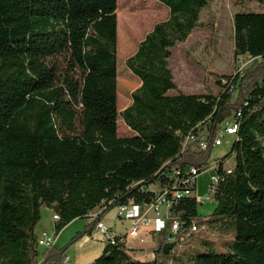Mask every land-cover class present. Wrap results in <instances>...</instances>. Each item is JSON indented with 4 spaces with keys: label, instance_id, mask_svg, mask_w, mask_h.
Instances as JSON below:
<instances>
[{
    "label": "trees",
    "instance_id": "16d2710c",
    "mask_svg": "<svg viewBox=\"0 0 264 264\" xmlns=\"http://www.w3.org/2000/svg\"><path fill=\"white\" fill-rule=\"evenodd\" d=\"M136 1L124 0L131 5L125 12L141 9ZM159 1L170 16L126 59L142 84L119 112V94L130 97L136 83L124 59L161 18L159 11L133 29L122 0H0V264H63L108 210L153 202L155 188L172 187L175 168L184 176L208 169L219 125L235 111L238 131L217 162L215 218L202 224L229 231L235 242L223 253L201 242L207 252L190 249L180 264H264V9L234 15L236 58H256L246 74L222 77L228 84L219 81L217 96L187 94L174 80L170 48L187 40L209 2ZM246 1L264 7V0ZM119 116L132 135H119ZM198 126L209 131L206 148L185 145L189 135L198 136ZM199 204L196 197L173 203L171 216L182 227L175 241L157 243L154 260L134 259L123 243H108L92 264H159V256L176 254L185 241ZM43 208L60 215L57 231L102 210L65 246L45 247L36 229Z\"/></svg>",
    "mask_w": 264,
    "mask_h": 264
},
{
    "label": "rangeland",
    "instance_id": "374dc122",
    "mask_svg": "<svg viewBox=\"0 0 264 264\" xmlns=\"http://www.w3.org/2000/svg\"><path fill=\"white\" fill-rule=\"evenodd\" d=\"M136 2L140 4L141 9L135 7L130 12H125V9L129 8L131 5L122 0V9L124 10V13L122 14L124 16H128L130 13V17L132 18L130 25H132L133 29L136 27L138 28V24L143 22L145 23L144 25H146L147 22L152 19L150 13L152 10H160L155 9L156 7L154 6L152 0H137ZM208 2L207 7H205L201 12L199 26L192 31V34L185 42H178L174 47L170 48L172 51L170 68L180 91L195 94L212 93L217 96L223 91V87L219 83L222 77L227 75H236L241 60H247L244 61L245 64L242 69L243 76L246 74V72L244 73L245 69L252 64V60H250L248 56H245L244 59L236 58L235 56L234 15L237 12L243 11H263L264 7L256 1L246 0H208ZM157 13L161 16V19L155 20L152 24L162 21L163 14H161V12ZM133 53L134 51L130 55ZM130 55L124 59L127 71L129 69L126 65V59L130 57ZM128 73L130 75L132 73L134 76H137L132 71L131 73ZM178 81L181 86L183 83V88H190L183 89L179 87ZM134 90L135 89H131L129 95L130 97L120 96L119 94V103L121 104V107L118 108L119 112L123 111L130 105L128 104L124 106L126 102L131 103V94ZM177 92L178 90H170L169 94H176ZM130 98L131 101L129 100ZM237 99V95H233L232 103H235ZM118 133L121 136L132 134L120 116L118 117ZM234 139L235 135L226 134L223 145L216 146L213 149L208 163L209 168L198 175L194 194L200 201V204L198 206V217L195 221L197 223L201 222V225L209 224V222L215 218V216H213V212L216 203L213 198H210V184L213 182L216 170L212 168L220 158L225 156L230 151L231 144ZM233 164L234 157H230L226 160L224 166L230 167L233 166ZM52 215L53 211L51 209L43 208L42 218L36 229L40 230L44 228L52 231ZM87 219L88 218L86 217H81L73 220V222H70L69 224L71 225H67L63 228L61 239H58V241L56 240V243L58 242V244H60L61 240L66 238L67 234L70 233V235H68L69 241L72 236L76 234V232L84 228V222H87ZM149 219H151V217H149ZM151 220L152 223H150L148 227L151 226L155 228L153 219ZM192 235L193 236L186 237L185 241L181 243L182 245L176 248V254H179L178 258L175 253H172L169 256H159L158 263L180 264L181 260L185 258V253L190 249L196 248L197 253L207 252L200 248L202 245L201 242L217 253L230 251L235 242L234 237L229 231L218 230L216 228L209 227L208 225L201 231Z\"/></svg>",
    "mask_w": 264,
    "mask_h": 264
},
{
    "label": "crops",
    "instance_id": "0c3cea01",
    "mask_svg": "<svg viewBox=\"0 0 264 264\" xmlns=\"http://www.w3.org/2000/svg\"><path fill=\"white\" fill-rule=\"evenodd\" d=\"M152 2L154 6L156 7L155 9H160L156 11H159L161 12V14H163L162 21L167 20L170 16V8L164 3L160 2L159 0H152ZM155 24L156 23H153L151 27L145 32V34L139 39L133 54H135V52L137 51L139 43L146 37V35L149 32L153 30ZM171 56L168 59L169 64L171 62ZM128 72L131 73L130 69L128 70ZM131 75H132L133 80L136 82L135 86L132 89H136L142 84V81L138 76H134L132 73ZM178 84H179V81H178ZM179 87L183 88V83H182V86L181 84H179ZM189 88L190 87H187V88L185 87L183 89H189ZM187 94H195V93H187ZM129 100L131 101V98ZM131 103L126 102L124 106L131 104ZM129 130L132 132V134L134 133L130 128ZM95 211H99V209H96ZM141 214H145L147 217L148 216L151 217V219H153V224L155 228L150 226V227L143 228L137 234H130L129 233L130 229L135 225V222H136L135 220ZM102 220L111 227L115 235L123 239L122 243H123V246L126 252L129 255H131L134 259H137L140 261L154 260L156 258L155 248L157 246V243L164 239L170 241L169 237L170 235H172L171 233L172 232L171 231L172 220L170 218V213L168 212L166 207H162L160 209V216H158L155 210L149 208L148 206L141 205V204L128 205L126 211L122 214H120V209L117 206V207H114L108 210L106 213H104L102 216ZM90 221L91 220L88 218L87 222H84V228ZM70 225L71 224H68V226ZM84 228H82V230ZM51 229H52V221H51ZM44 230L49 231L50 229L42 228L40 230H37V232L38 234H40ZM62 231L63 229L61 230L59 237L57 238V241L58 239L59 240L61 239ZM68 235H70V233L67 234L66 238L61 240L60 244H58V242L55 243V246L63 247L67 243H69L71 239L68 241ZM106 245L107 243L103 241V236L99 233V231H97L95 227L91 234H86L82 236L79 240H77L71 246L70 251L68 253V256L70 257L69 264H92L98 257L102 255ZM181 245L182 244L179 243L177 247Z\"/></svg>",
    "mask_w": 264,
    "mask_h": 264
},
{
    "label": "built area",
    "instance_id": "2783aa9c",
    "mask_svg": "<svg viewBox=\"0 0 264 264\" xmlns=\"http://www.w3.org/2000/svg\"><path fill=\"white\" fill-rule=\"evenodd\" d=\"M245 56H248V58L252 60L251 63L256 61V58L252 57L251 55H244L242 57L240 56L239 58L244 59ZM244 61H247V60L244 59L240 61V65L238 67L237 73H241V74L243 73L242 69L244 68L243 66L245 64ZM221 84L226 85L228 84V82L226 79L222 78ZM230 89H232V87H230ZM238 115H240V112L235 111L230 118L226 119L219 125L217 136L215 139V144H214L215 147L223 145L226 134L236 135L238 128H239ZM198 127L200 129V131L198 132V136L189 135L185 140V145L196 141L198 142L199 147L206 148L208 145L209 131L204 126H198ZM232 167L233 166L225 167V168L230 172L232 170ZM212 169L216 170V175L214 176L213 182H211L210 184V195H211L210 198H212V195L214 193V185L220 179L219 175L217 174L218 164L216 163ZM199 174H200L199 169L192 168L190 172L188 173V175L184 176L180 169L175 168L169 176L172 180V187L165 188V189L155 188L154 190L159 192L156 199L149 204L148 203L141 204V205L148 206L149 208L155 210L157 215H160V209L162 207H166V209L170 213V218L172 220V226H171L172 235H170L169 237L170 241L176 240L177 234L182 227L181 222L178 219H175L171 216L170 208L173 205V203L175 201H178L180 198L196 197V195L194 194V191L196 189L197 178ZM130 204H134V203L130 202L129 204L118 206V208L120 209V214L124 213L128 205ZM101 210L102 209L100 208L99 211H95V210L92 211L90 213L89 219L93 220L94 218H96V216L101 212ZM59 220H60V215L56 212H53L52 231L44 230L40 233V235L38 236V244L40 246L49 247V246H53L56 243V240L59 237V234L61 232V231H57V228H56V222H58ZM135 221H136L135 225L129 231L130 234H137L143 228L148 227L149 224L152 223V220L149 219V217H147L145 214L139 215ZM204 228L205 226L199 225L198 223L194 222L193 225L189 227L187 233L185 234L184 239H186V237H190V235L193 233H197L201 231ZM96 229L103 236V241L105 243L107 244L108 243H111V244L122 243L123 239L115 235L111 227L107 223H105L103 220L97 223ZM184 239L182 238L181 240L183 241ZM69 262H70L69 256L64 258L63 264H69ZM37 264H41V263L39 262Z\"/></svg>",
    "mask_w": 264,
    "mask_h": 264
}]
</instances>
